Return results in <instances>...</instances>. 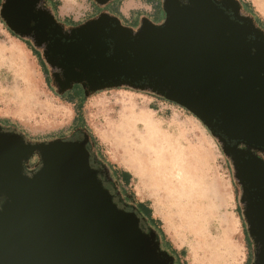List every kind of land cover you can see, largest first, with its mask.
Returning <instances> with one entry per match:
<instances>
[{"label": "water", "instance_id": "95a60500", "mask_svg": "<svg viewBox=\"0 0 264 264\" xmlns=\"http://www.w3.org/2000/svg\"><path fill=\"white\" fill-rule=\"evenodd\" d=\"M92 1L101 11L75 26L46 0H1L0 19L41 51L57 95L129 88L196 117L233 168L250 264H264V30L239 0H159L164 18L136 27L105 9L114 0ZM88 143L85 130L31 141L0 124V264H175L114 202Z\"/></svg>", "mask_w": 264, "mask_h": 264}, {"label": "rangeland", "instance_id": "374dc122", "mask_svg": "<svg viewBox=\"0 0 264 264\" xmlns=\"http://www.w3.org/2000/svg\"><path fill=\"white\" fill-rule=\"evenodd\" d=\"M55 1L58 2L55 10L52 9L50 1L47 4L58 21L68 26L83 23L101 11L92 0ZM242 1L253 4L259 18L264 21V13L254 0ZM117 6L123 21L132 24V27L139 24L138 17L154 13L152 6L145 0H114L105 6V9L118 16ZM244 8L254 16L246 3ZM154 17L159 21L164 18L161 7ZM66 19L70 20V23H67ZM8 32L10 31L0 19V44L7 45L15 54L23 56L24 66L23 71H20L21 67L16 62L12 63L9 58L0 61V119H9L11 124L17 125L34 141H49L55 138L79 139L84 130L74 131L71 123L79 110L78 106L82 105L80 115L97 139V147L91 150L94 154L93 166L104 171V183L113 192L116 202L123 208L130 207L129 210L139 216L145 230L156 232L162 248L174 255L175 264H196V259L197 262L202 259L204 264V257L200 258V255L207 254L208 250L214 247L219 258L225 261L223 264L244 262L249 252V238H246V226L239 205L240 191L235 185L233 168L217 140L196 117L174 103L129 88L109 89L86 96L80 85H74L64 93V96L77 99L74 108L72 103L56 94L51 85L50 68L44 62L41 51L37 50L39 57L35 56L24 43L32 46L29 41L9 36ZM17 81L21 85L29 84L33 91V97L26 98L24 105L20 102L22 98L12 92ZM120 98L134 100L139 108L152 111L154 117L162 122L167 133L170 136L173 134V138H179L178 145L185 156L182 165L186 167L188 175L182 184L178 179H173L176 188L171 191L169 197L175 221L168 220L166 223L163 214L155 206L154 192L135 170L128 168L121 161L122 150L114 143L111 132L109 133L122 106ZM23 107L25 111H22ZM76 126L81 125L77 122ZM35 159L37 157L33 156L29 164ZM112 166L131 175L128 188L121 185L127 181L120 182L121 184L116 182L114 185L117 180ZM128 192L133 193L136 201L149 204L153 217L161 226L151 225L138 213L130 201ZM158 195L160 200H164L166 193L161 190ZM176 228L181 232L176 231ZM160 229L164 237L159 234ZM166 241H169V246L164 244ZM226 247L230 248V252ZM181 250H185L184 256L179 254ZM192 251L199 253L197 258Z\"/></svg>", "mask_w": 264, "mask_h": 264}, {"label": "bare ground", "instance_id": "6f19581e", "mask_svg": "<svg viewBox=\"0 0 264 264\" xmlns=\"http://www.w3.org/2000/svg\"><path fill=\"white\" fill-rule=\"evenodd\" d=\"M254 2L264 13V0H254ZM6 57L12 60V63L16 62L21 67L19 70L23 71L24 57L15 54L14 50L9 49L7 45L0 44V61ZM12 92L13 95L18 94L22 98L20 102L23 105L26 98L33 97L29 84L21 85L18 81ZM119 101L122 106L109 133L111 132L114 143L122 150L121 161L128 168L135 170L148 188L154 192L155 206L159 208L168 223V220H174L169 197L171 191L176 188L173 185V179H178L182 184L187 180L188 175L186 167L182 165L185 156L178 145L179 138H173V134L170 136L162 126V122L154 117L153 112L139 108L136 101L124 98H120ZM22 111H25L24 107ZM161 190L166 193L164 200H160L158 195ZM170 226L172 227L171 224ZM175 230L181 232L178 228ZM226 248L230 252V248ZM215 251L214 247L208 250L207 254L200 255V258L204 257V264L225 262ZM192 253L196 258L198 257V252L192 251ZM195 263L203 264L202 259H199V262L196 259Z\"/></svg>", "mask_w": 264, "mask_h": 264}, {"label": "trees", "instance_id": "16d2710c", "mask_svg": "<svg viewBox=\"0 0 264 264\" xmlns=\"http://www.w3.org/2000/svg\"><path fill=\"white\" fill-rule=\"evenodd\" d=\"M50 2H51V5H52V9L53 10H55L57 7H58V2L57 1H52V0H49ZM148 4H150L152 7H153V3L150 1V0H145ZM240 2H241V0H239ZM120 2V1H119ZM243 2V1H242ZM241 2V3H242ZM244 3H246V5H247V7L249 8V10L250 11H253V8L251 7V5L249 4V3H247V2H244ZM243 3V4H244ZM158 8V7H157ZM116 9H117V12H118V16L119 17H121V15H120V13H119V11H118V6L116 7ZM160 9V8H159ZM158 10V9H157ZM157 10L156 9H154V14H156V12H157ZM254 18H255V20H256V22L264 29V21H262L260 18H258L257 16H255L254 15ZM58 20V19H57ZM67 23H70V20H65ZM10 33V32H9ZM10 35L11 36H13V37H15L12 33H10ZM24 42V41H23ZM27 46H28V48L32 51V53L35 55V56H37V57H39V53H38V51L36 50V49H34V47H32V46H30L29 44H27L26 42H24ZM61 98H63V99H65L67 102H69V103H72L73 104V106H74V108L76 107V101H77V99L75 98V97H68V96H64V94L61 96ZM79 107V110H77V114H76V116L73 118V120H72V123H71V127H72V129L74 130V131H77V130H85L87 133H89L90 134V136H91V141H92V143L94 144V147L96 148L97 147V139H96V137H94L92 134H91V132H90V130L88 129V127L85 125V123H84V121H83V119H82V117H81V115H80V112H81V108H82V105L81 106H78ZM77 107V108H78ZM77 122H79L80 123V127L79 126H76V123ZM0 124L3 126V127H5V128H8V127H11V128H15V129H17L20 133H22V134H24V136L27 138V139H30L31 141H34L33 139H31V138H29L28 137V135L24 132V131H22L17 125H13V124H11L10 123V120L9 119H0ZM84 132V131H83ZM88 147V149L91 151V148H90V146L88 145L87 146ZM93 166V165H92ZM94 167V166H93ZM112 168H113V172H114V174H115V176H116V180L117 181H115L114 182V185H116V182H118L119 184H121L123 181H127V183L126 184H121V185H123L125 188H128L129 187V184H130V180H131V175L128 173V172H126V171H124V170H122V169H120V168H117V167H115V166H112ZM96 169V168H95ZM98 170V169H97ZM99 172V171H98ZM100 177V176H99ZM101 179V178H100ZM102 180V179H101ZM103 182V181H102ZM121 182V183H120ZM104 184V186L106 187V185H105V183H103ZM107 188V187H106ZM108 189V188H107ZM109 190V189H108ZM110 191V190H109ZM110 193L112 194L113 192L112 191H110ZM128 194V196L130 197V201H131V203H132V205L135 207V209L136 210H138L139 212V214L140 215H142L144 218H145V220L148 222V223H150L151 225H154V226H156V225H158V227L159 226H161L160 225V222L157 220V219H154L153 217H152V209L149 207V204L148 203H144V202H139V201H136L135 200V197H134V195H133V193H131V192H128L127 193ZM113 195V194H112ZM113 198H114V196H113ZM114 202L120 207V208H123L122 206H120L117 202H116V200H115V198H114ZM123 209H125V210H127V211H131V210H129L130 209V207H128V208H123ZM131 212H133V211H131ZM135 213V212H134ZM139 217V216H138ZM140 226H141V228L143 229V230H145L144 229V226L142 225V223L140 222ZM146 231V230H145ZM159 231V234L162 236V237H164V234H163V232H162V230L160 229V230H158ZM246 232V231H245ZM247 239H248V237H246ZM248 244V248H249V252H248V260H247V262L245 263V264H250V262H251V259H252V253H251V248H250V242H249V240H248V242H247ZM164 244L165 245H167V246H169L170 245V243H169V241H166V242H164ZM173 253L175 252V250H173L172 251ZM175 254V253H174ZM179 254L181 255V256H184L185 255V250H181V251H179Z\"/></svg>", "mask_w": 264, "mask_h": 264}, {"label": "flooded vegetation", "instance_id": "af4514ba", "mask_svg": "<svg viewBox=\"0 0 264 264\" xmlns=\"http://www.w3.org/2000/svg\"><path fill=\"white\" fill-rule=\"evenodd\" d=\"M47 2H49V0H46ZM152 3H153V7H152V9H153V11H154V9H159L160 7H161V4H160V1L159 0H150ZM241 2H242V0H241ZM0 3H1V0H0ZM242 6H243V8H244V4H243V2H242ZM158 7V8H157ZM245 9V8H244ZM158 11V10H157ZM119 17V16H118ZM142 17H146V18H148L150 21H152V22H154V23H158V22H160L159 20H156L155 19V17H154V13L152 14V15H143ZM120 18V20H121V22L124 24V25H126V26H130V27H132L131 25L132 24H130V23H126V22H124L123 21V19L121 18V17H119ZM138 19H139V21L141 20V17L139 18L138 17ZM139 21H138V23H139ZM137 23V24H138ZM136 24V25H137ZM258 24V23H257ZM259 25V24H258ZM260 26V25H259ZM261 27V26H260ZM262 28V27H261ZM263 29V28H262ZM264 30V29H263ZM1 127L3 128V126L1 125ZM3 129H6V130H11V129H8V128H3ZM88 145L90 146V148H91V145L88 143ZM87 145V146H88ZM92 150V149H91ZM90 151V150H89ZM90 161H91V164L93 165V163H94V154L92 153V151H90ZM37 162H38V160L37 159H35V161L31 164L32 166H35L36 164H37ZM94 168H96V169H98V171H99V176H100V178L102 179V181H103V183H104V171H102V169H100V168H98V167H95L94 166ZM147 231V230H146Z\"/></svg>", "mask_w": 264, "mask_h": 264}, {"label": "crops", "instance_id": "0c3cea01", "mask_svg": "<svg viewBox=\"0 0 264 264\" xmlns=\"http://www.w3.org/2000/svg\"><path fill=\"white\" fill-rule=\"evenodd\" d=\"M244 2H246V1H244ZM249 4H250L251 7L253 8V14L259 18V15H258V13L256 12V9L253 7V4H251V3H249ZM8 34H9V36H11L9 32H8ZM124 171H125V170H124ZM126 172H127V171H126ZM152 217H153V215H152ZM153 218L155 219V217H153ZM248 258H249V257L247 256L242 264H245V263L247 262Z\"/></svg>", "mask_w": 264, "mask_h": 264}]
</instances>
